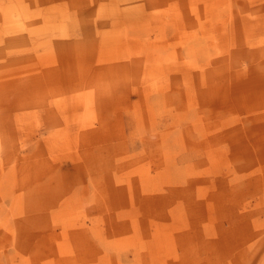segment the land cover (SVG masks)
Instances as JSON below:
<instances>
[{
	"label": "rangeland",
	"instance_id": "rangeland-1",
	"mask_svg": "<svg viewBox=\"0 0 264 264\" xmlns=\"http://www.w3.org/2000/svg\"><path fill=\"white\" fill-rule=\"evenodd\" d=\"M0 264H264V0H0Z\"/></svg>",
	"mask_w": 264,
	"mask_h": 264
}]
</instances>
